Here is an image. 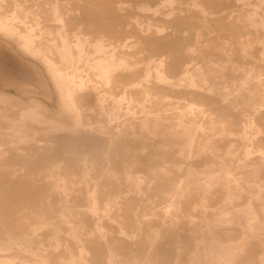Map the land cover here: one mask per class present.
<instances>
[{"label":"bare ground","instance_id":"6f19581e","mask_svg":"<svg viewBox=\"0 0 264 264\" xmlns=\"http://www.w3.org/2000/svg\"><path fill=\"white\" fill-rule=\"evenodd\" d=\"M30 1V19L0 15V264H170L154 258L181 229L185 264H264V0H104L87 33L75 0Z\"/></svg>","mask_w":264,"mask_h":264},{"label":"rangeland","instance_id":"374dc122","mask_svg":"<svg viewBox=\"0 0 264 264\" xmlns=\"http://www.w3.org/2000/svg\"><path fill=\"white\" fill-rule=\"evenodd\" d=\"M41 1H45V0H41ZM189 1H191V0H189ZM188 0H182V2H181V0H179V2H178V0H176L175 1V3H173V7H175V8H177L176 10L177 11H179V9H181V8H185V7H187V5H188V2H189ZM101 2H104V0H75V1H73L72 3H71V6L72 7H75V9L73 10V12L72 11H70L71 13H70V17H71V19L69 18V17H67V15H65L68 19H67V23L70 25V26H72L74 23H76V24H78V23H80V24H82L83 25V28L85 29V31H84V33L86 32H90L86 27H87V17H86V10L84 9L85 7L84 6H88V5H90V4H92V3H101ZM177 2V3H176ZM187 4H185V3ZM206 5L211 9V10H213V9H215L216 8V4H215V2L214 3H212L211 2V0H206ZM222 2V1H221ZM236 1H234V0H229V3L228 4H234ZM32 3V1H30V0H0V12H2V13H0V15H1V17H3V16H6V15H10V14H12V13H14L16 10H19L18 9V6H19V4H22V6H23V10L21 11V12H19V14H18V16H19V18H24V17H26V16H28L29 17V19L30 18H32V15L34 14V12H35V9H37L36 7H33V5L31 4ZM179 3H180V5H179ZM219 4H221L220 3V1H219ZM189 6V5H188ZM179 7V8H178ZM212 7H213V9H212ZM78 8H80L79 10H78ZM82 8V9H81ZM169 8V5L166 7V9H168ZM81 10V11H80ZM79 11V12H78ZM80 13H81V15H80ZM84 13V14H83ZM140 14V13H139ZM143 14V16H141L140 15V18H141V20L142 21H151V23H152V30H156L158 27H165L166 26V31H175V27L173 28L172 27V25L173 24H170L169 22H165V21H163V20H161V19H159L158 17H157V15L155 16V14H153L152 12H150V13H146V16H145V14L144 13H142ZM184 14H189L188 12H184ZM80 15V16H79ZM152 17H151V16ZM75 16V17H74ZM77 16V17H76ZM83 16V17H82ZM145 16V17H144ZM154 16V17H153ZM52 16L51 15H48V16H46L45 17V19H50ZM82 17V18H81ZM200 15H198V14H195V16H193L192 17V19H191V17L190 18H187V19H185L186 20V22H185V20H183V21H181L180 22V26H179V28H177L178 29V32L179 33H181L183 36H184V38L186 37L187 38V40H185V41H183L182 42V44H181V47L182 48H188V46H190V47H194V46H196V47H198V45L199 44H195L196 42H195V36H193L194 34H195V32H196V30H194L193 28H196V24H199L200 23ZM27 18V17H26ZM76 18V19H75ZM196 18V19H195ZM80 19H82V20H80ZM194 19V20H193ZM188 20L190 21V23L188 22ZM116 21H119V19L117 18V17H114V16H112L111 18L110 17H107V18H104V19H102V20H97V21H95L94 22V24L95 23H101V24H105V25H112V23H115ZM193 21V22H192ZM183 22V23H182ZM185 22V23H184ZM31 24H33L34 22L33 21H31L30 22ZM187 23V24H186ZM189 23V24H188ZM191 23H192V26H191ZM49 24H51L52 25V27L51 28H48V29H46L47 31H53V30H55L56 29V27H57V25H56V23H55V21H49V20H42V22H41V26H43V27H45V25H47V26H49ZM165 24V25H164ZM167 24H169V25H167ZM168 26V27H167ZM171 26V27H170ZM184 26V27H183ZM21 28L23 29V30H27V26H24V25H22L21 26ZM189 28V29H188ZM97 30V29H96ZM110 29H108L107 30V32L109 31ZM180 30V31H179ZM98 31V30H97ZM184 31V32H183ZM106 31H105V33H107ZM97 34H98V36L100 35V33L99 32H96ZM104 33V32H103ZM102 33V34H103ZM187 35V36H186ZM182 36V37H183ZM142 38V37H141ZM8 43H9V46L11 47V49H9V51L11 50L12 51V49L14 50V51H16L17 53H19L20 55H21V58H22V60L24 61V62H27V63H35V64H37V65H39V67L44 71V68H43V66H42V64L38 61V60H33V59H31V58H29L28 56H25V55H23L21 52H20V50H19V48H18V46H17V44L16 43H14L13 41H9V40H6ZM145 41V42H144ZM148 41V42H147ZM187 42V43H186ZM143 44V45H142ZM189 44V45H188ZM259 43H256V47H257V45H258ZM152 44L150 43V41L149 40H143L141 43H139L137 46V48L138 49H140V50H144L143 52V57H145L146 55H148L149 54V52H150V49L152 48V46H151ZM140 46V47H139ZM150 46H151V48H150ZM202 46V45H201ZM201 46H199V47H201ZM7 47V46H6ZM10 47H7V48H10ZM203 47H205V46H203ZM258 48V47H257ZM145 49H146V51H145ZM149 51V52H148ZM177 51H179V46H178V48H177ZM14 63V62H13ZM16 69V68H15ZM15 69L13 70V78H15V79H18V76L16 75V73H15ZM31 74H33V76H32V79L33 80H36L37 82L41 79V80H43V77H45V75L44 74H41V72H37V71H35V72H33L32 71V73ZM47 79H48V81H49V83H50V80H49V78L47 77ZM51 84V83H50ZM18 86H19V88H21V90H23L24 88H25V85L24 84H22V85H19L18 84ZM38 87L40 88V89H42V86H39L38 85ZM6 90H8V91H13L12 89H11V87H7V89ZM21 94H23L22 92H20V95ZM52 95H53V99L50 101V106H51V108L53 107V111L55 112V110H57L58 109V104H57V99H56V94H55V91H54V89H53V87H52ZM21 102H22V100H21ZM55 109V110H54ZM11 115H13V116H17V113H16V111L15 112H11L10 113ZM49 126L50 125H48V124H46V125H44L43 126V128H49ZM44 135V131H40L39 132V134H38V137H42ZM233 137H237V136H233ZM143 142H144V140H143ZM237 142V141H236ZM207 160H200V163L198 164V167H199V169L201 168V170H203L204 168H206V164H207V162H206ZM205 163V164H204ZM207 169V168H206ZM205 170V169H204ZM222 195H223V193H221V192H219V199L222 197ZM247 201V196H245L242 200H241V203H245ZM216 204V203H215ZM80 225L81 224H79V227H80ZM184 229H181L180 231H176L177 233H178V236L176 235V237L174 236V235H169V236H167L166 238H164L163 237V239H162V242H161V244H159L160 246H162V248H167V250L169 251V253H166V257H158V256H155V258H154V260L156 261V262H158V263H163V261H167L168 263H170V264H185V263H187L188 261H189V259H190V256H191V253H192V251L195 249V246H196V243H195V239H194V235H190L189 234V232H187V230H186V232H185V230L183 231ZM183 231V232H182ZM181 233L183 234V235H181ZM188 233V234H187ZM169 238V240H165V239H168ZM174 238V239H173ZM239 237H234L233 239H238ZM44 240H48L47 238L45 239V238H43ZM228 239H230V238H224V240H228ZM174 242H173V241ZM180 240V241H179ZM167 241V242H166ZM165 242V243H164ZM169 242V243H168ZM170 242H172V243H170ZM178 243V244H177ZM193 243V244H192ZM163 244V245H162ZM181 245L182 246V249H181V251L183 250V254L182 255H177V254H179V252H178V246L177 245ZM166 246V247H165ZM194 246V247H193ZM187 248V250H185ZM74 251L76 252L77 251V247H74ZM176 251V252H175ZM174 253V254H173ZM26 256L25 255H23V254H18V256H16V257H14V259L15 260H17L18 262H20V261H23V260H26V258H25ZM10 258H13V257H10ZM30 258V257H29ZM158 259V260H157ZM188 259V260H187ZM171 262H173V263H171ZM255 264H260L259 263V260H257V262L255 263Z\"/></svg>","mask_w":264,"mask_h":264}]
</instances>
